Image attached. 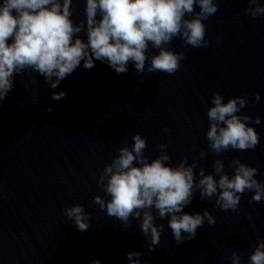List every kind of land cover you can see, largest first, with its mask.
<instances>
[{
  "label": "clouds",
  "instance_id": "obj_1",
  "mask_svg": "<svg viewBox=\"0 0 264 264\" xmlns=\"http://www.w3.org/2000/svg\"><path fill=\"white\" fill-rule=\"evenodd\" d=\"M246 2L244 14L253 19L264 16L261 0ZM72 3L73 0L0 2V103L12 91L14 75L28 69L43 76L53 89L82 61L89 70L96 60L107 62L118 75L127 73L130 62L139 74L147 71L173 75L180 70L185 55L168 45L180 38L193 48L207 47L204 21L219 10V0H86L85 29L83 20L77 25L71 18ZM196 6L199 12L195 11ZM82 31H86L87 42L78 35ZM149 47L158 53L149 57ZM65 96L66 93L60 91L54 92L51 98L61 100ZM254 98L259 102L260 94L256 93ZM247 104L244 95L225 102L220 92L213 94L206 113L209 123L206 140L208 150L217 157L229 150H255L260 143V134L249 122L258 125L261 119L241 113ZM167 131L165 128L164 132ZM132 141L131 148L118 149V155L104 166L97 180L98 188L109 199L96 195L92 203L126 226L130 225V218L141 219L140 230L149 240L150 252L159 246L165 230L163 223H155L157 217L161 220L170 217L168 227L177 245L186 238L193 239L205 219L208 224H215V217L208 209L202 214L183 212L197 191L201 199L215 197L217 208L234 213L239 211L245 192L253 193L250 204L264 199V182L256 178L258 169L239 158L228 162V167L233 169L231 176L225 172V163L219 158L212 163L213 171L206 174L195 159L189 163V156L173 166L166 151L167 144H157L159 154L149 159L144 154L146 139L137 132ZM199 156L205 159L207 152L201 150ZM64 216L81 232L90 226L91 216L83 205L65 208ZM142 255L129 252V264H141ZM231 260L232 264H242L238 250L232 251ZM90 264H101V261L93 260ZM247 264H264V240L257 242Z\"/></svg>",
  "mask_w": 264,
  "mask_h": 264
}]
</instances>
